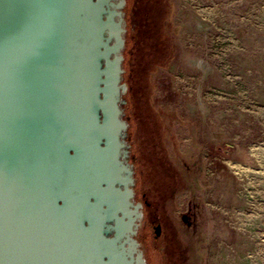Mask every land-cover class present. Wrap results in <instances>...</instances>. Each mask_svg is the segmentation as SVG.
Masks as SVG:
<instances>
[{
    "label": "water",
    "instance_id": "1",
    "mask_svg": "<svg viewBox=\"0 0 264 264\" xmlns=\"http://www.w3.org/2000/svg\"><path fill=\"white\" fill-rule=\"evenodd\" d=\"M123 6L0 0V264H133Z\"/></svg>",
    "mask_w": 264,
    "mask_h": 264
},
{
    "label": "rangeland",
    "instance_id": "2",
    "mask_svg": "<svg viewBox=\"0 0 264 264\" xmlns=\"http://www.w3.org/2000/svg\"><path fill=\"white\" fill-rule=\"evenodd\" d=\"M146 10L126 110L141 186L163 176L185 264H264V0Z\"/></svg>",
    "mask_w": 264,
    "mask_h": 264
},
{
    "label": "flooded vegetation",
    "instance_id": "3",
    "mask_svg": "<svg viewBox=\"0 0 264 264\" xmlns=\"http://www.w3.org/2000/svg\"><path fill=\"white\" fill-rule=\"evenodd\" d=\"M120 0H115V3ZM156 0H124V6L121 9V14L124 19L125 44L130 35L132 28H137L141 25L140 19H145L150 3H155ZM161 3L159 2V6ZM144 8V11L139 10L138 7ZM123 119L128 123V129L124 137L126 151L124 164L128 165L132 170V179L134 183L130 188L133 190V197L130 202L133 204L132 209L137 208V213H141V217H136L134 220L135 235L131 238L135 241L136 251L133 255V264H137V256L141 255L144 264H185V258L180 246V242L176 234L177 223L171 221L165 214L164 202L168 197V193L164 192L163 176L152 179L153 196L148 195L141 186L140 173L141 162L137 155L134 154L132 140L129 135V117L126 116L123 109ZM166 197V198H165ZM141 205V207H139ZM190 213L181 214L180 219L187 228L193 225L189 221ZM176 224V226H175ZM107 237H112L109 234Z\"/></svg>",
    "mask_w": 264,
    "mask_h": 264
},
{
    "label": "trees",
    "instance_id": "4",
    "mask_svg": "<svg viewBox=\"0 0 264 264\" xmlns=\"http://www.w3.org/2000/svg\"><path fill=\"white\" fill-rule=\"evenodd\" d=\"M137 30L136 28H132L130 31V35L128 36V39L126 41L124 50H123V57H124V61L122 64V67L124 69V74L122 76V81L123 82H127V86H128V91L127 93L123 96V100L126 101L125 105H122L121 107L124 109L125 114H126V110L129 109L130 107L134 106L135 103H133V96H132V82L135 80L134 78L136 77V74L139 72L136 70L135 65L133 63V60L135 58V56L137 55V46H136V35L134 34V31ZM158 58L161 59V55L159 53L156 54ZM166 55V53H165ZM155 61H158V59H156ZM165 62V60H164ZM153 66H158V63L153 62L152 64ZM165 67V65H164ZM126 116H128L126 114ZM133 122V121H132ZM132 122L129 119V130L132 126Z\"/></svg>",
    "mask_w": 264,
    "mask_h": 264
}]
</instances>
